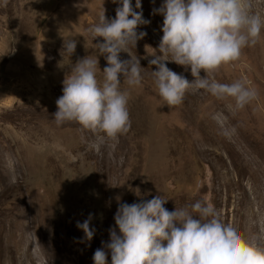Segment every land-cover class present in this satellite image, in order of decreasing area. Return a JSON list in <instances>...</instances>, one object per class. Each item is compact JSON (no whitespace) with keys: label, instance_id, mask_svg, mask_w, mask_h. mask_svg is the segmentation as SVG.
I'll list each match as a JSON object with an SVG mask.
<instances>
[{"label":"rangeland","instance_id":"1","mask_svg":"<svg viewBox=\"0 0 264 264\" xmlns=\"http://www.w3.org/2000/svg\"><path fill=\"white\" fill-rule=\"evenodd\" d=\"M163 2L141 0L150 23L137 32L146 35L119 54L137 57L144 79L129 86L120 77L131 128L117 142L75 122L57 125L54 113L78 60L97 55L100 71L107 66L97 49L103 38L92 39L88 29L102 7L114 19L119 0H8L7 6L0 0V264H93L94 252L110 242L116 197L132 204L163 195L168 211L209 201L245 236L264 243V29L255 46L216 73L221 83L255 87L256 99L233 113L231 98L190 91L169 108L149 64L154 50L160 55L163 16L153 10ZM253 6L264 16V0ZM66 39L76 41L70 56ZM165 63L193 80L190 69ZM217 113L235 128L231 137L221 134ZM89 214L96 230L91 241L77 227Z\"/></svg>","mask_w":264,"mask_h":264},{"label":"clouds","instance_id":"2","mask_svg":"<svg viewBox=\"0 0 264 264\" xmlns=\"http://www.w3.org/2000/svg\"><path fill=\"white\" fill-rule=\"evenodd\" d=\"M119 2L114 19H106L102 7L98 23L88 29L92 39L103 38L97 49L105 55L107 66L100 71L97 55L78 60L63 81L54 113L57 125L75 122L117 142L131 128L129 93L121 91L120 77L129 86H140L144 79L140 60L132 56L121 60L119 54L134 48L146 35L137 28L150 23L143 18L141 0H135V8L132 0ZM253 8V0H164L153 10L163 16V25L160 55L154 50L149 64L156 68L151 77L164 105L177 107L190 91L204 90L219 100L231 98L235 113L257 98L256 88L243 80L221 83L216 79L223 66L238 61L243 50L260 39L264 16ZM75 49L76 41L66 39L69 56ZM169 60L190 69L193 80L169 69L165 63ZM213 119L225 137L235 133L223 113ZM136 195L140 196L139 190ZM120 200L116 197L110 242L94 252L93 264H107L109 253L111 264H264V243L245 236L234 220H227L209 201L196 200L168 211L163 195L132 204ZM92 218L89 214L83 223L77 222L87 241L96 231L90 227Z\"/></svg>","mask_w":264,"mask_h":264},{"label":"bare ground","instance_id":"3","mask_svg":"<svg viewBox=\"0 0 264 264\" xmlns=\"http://www.w3.org/2000/svg\"><path fill=\"white\" fill-rule=\"evenodd\" d=\"M259 174H260V173H259ZM254 200H255V199H254ZM248 204H249V205H246V206H249V207H251L252 203L248 202Z\"/></svg>","mask_w":264,"mask_h":264}]
</instances>
